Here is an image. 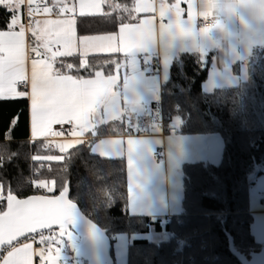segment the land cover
Listing matches in <instances>:
<instances>
[{
  "label": "trees",
  "instance_id": "1",
  "mask_svg": "<svg viewBox=\"0 0 264 264\" xmlns=\"http://www.w3.org/2000/svg\"><path fill=\"white\" fill-rule=\"evenodd\" d=\"M48 1V0H46ZM171 1V0H170ZM134 0H104V13L76 17V33H113L136 19ZM11 14L0 5V30ZM87 61L85 68L80 60ZM120 54H94L56 58L54 68L73 76L91 77L97 71L114 72ZM212 55L184 52L170 61L168 77L161 86L159 102L166 121L178 118L182 134L217 133L223 140L218 164L203 162L181 166L182 215L161 219L126 213L128 198L124 158L101 157L91 152V140L60 153L44 147V140H28L27 99H0V191L18 197L53 195L69 182L70 199L82 213L106 231L114 260L115 236L129 237L126 264H241L229 249L248 254L262 244L254 239L250 225L249 190L264 174V55L248 64L247 77L236 87L206 92L202 84ZM73 64L68 70L67 64ZM236 66H233L236 72ZM95 137L126 132L124 123L112 121L96 126ZM93 135V134H92ZM62 155L60 161L33 157ZM51 181L49 193L31 179ZM153 226L170 236L163 242L136 238ZM68 250V249H67ZM74 264H83L74 260Z\"/></svg>",
  "mask_w": 264,
  "mask_h": 264
},
{
  "label": "snow or ice",
  "instance_id": "2",
  "mask_svg": "<svg viewBox=\"0 0 264 264\" xmlns=\"http://www.w3.org/2000/svg\"><path fill=\"white\" fill-rule=\"evenodd\" d=\"M62 3V0H56ZM28 15L31 18L39 12L49 14L52 9L44 6L42 9L33 7L34 0H26ZM181 0L173 5L166 6L160 3L158 12L161 23L158 28L152 18L143 19L137 25L124 24L120 28L119 37L95 36L81 37L79 47L81 57H85L89 49L100 51L124 52L127 57L136 51L146 50L151 46L157 37L169 40H194L197 33L192 23V4L189 0V19H181L183 9L180 7ZM25 4V0H0L11 14L10 22L7 24V31L0 30V97L14 98L25 97L30 100L31 114V136L35 137H63L65 131H56L53 125H71L68 136L74 139L56 143V147L64 152L67 149L85 143L81 137L86 132L96 134L97 122L104 123V119L98 117L101 107L104 109V116H111L113 119L128 116L133 109L134 100L121 96L120 92L114 91L116 77H102L101 72L95 73V78H84L73 76L55 69L53 61L57 56L73 55V48L76 47L75 20L73 19H46L41 27L40 21L33 22L29 19L27 28L23 23L18 22L15 14ZM214 7L220 15L236 14L240 9H253L257 17L264 20V0H236V3H222L217 0L215 4L206 5ZM143 9L146 12L156 11L151 0H144L137 5V10ZM99 9V0H79V13L81 16L91 14ZM60 13L75 12V7H68L66 4L59 9ZM207 15V13H204ZM167 18L168 23H163ZM19 27V31L15 29ZM214 28H223V24L217 23ZM211 29L201 28V34H206ZM30 31L40 44L31 51L40 56L39 48L42 47L44 59H31L30 75L28 74L27 62L28 51L25 46V33ZM39 33V34H38ZM264 38V36H261ZM118 40V43H117ZM56 45L62 51H53L52 46ZM47 53H51L50 56ZM130 63V61H128ZM87 66L86 59L80 60V67ZM122 65L117 64V68ZM68 70L73 69V64L66 65ZM18 83L29 85L30 92L17 91ZM134 86V82L124 78L123 88L125 90ZM121 97L124 100L123 108L119 104ZM49 143H52L51 141ZM89 147L93 154L99 153L101 157L111 159L116 156H123L125 149L122 141L101 140L94 146ZM139 151L137 141L127 140V164L129 177V200L134 198V191L139 187L138 180L140 173L135 167L134 157ZM48 161H60L62 156L33 157ZM36 186L47 189L49 193L53 188L45 181H39ZM69 187L65 185L59 195H35L27 199H18L8 192L6 196L0 194V200H6L7 210L0 212V246L7 245L6 256L2 257V264H33V257L39 256L41 264L48 261H58L60 245L66 236L71 240L72 234L68 226L73 222L77 206L67 199ZM58 226V233L52 232V226ZM38 229H48L51 233L45 236L40 233V243H47V249L34 250L32 243H24L22 246H14L13 241L18 237L26 236L29 233H36ZM56 244L55 257L53 258V244ZM46 252L48 255H46Z\"/></svg>",
  "mask_w": 264,
  "mask_h": 264
},
{
  "label": "crops",
  "instance_id": "3",
  "mask_svg": "<svg viewBox=\"0 0 264 264\" xmlns=\"http://www.w3.org/2000/svg\"><path fill=\"white\" fill-rule=\"evenodd\" d=\"M104 0H99V9L93 11L91 14L86 15H101L104 13L103 7ZM144 0H134L133 13L136 19L132 22H126L121 24L118 29L113 33L93 34V35H78L75 27L76 47L73 48V55H80L81 49L79 47V39L81 37H95V36H115L119 37L120 28L124 24L137 25L143 19L152 18L157 25L162 22L159 17L158 8L161 2L166 6H171L177 2V0H151L155 5L156 11L146 12L142 8L137 10V5L143 3ZM217 0H191L192 4V23L196 32H200L201 28H208L215 30L210 33V40L207 42H192L189 40H169L159 37L155 42L149 46L146 50L136 51L129 57L124 52H111L100 51L97 49H89L86 56L94 54H120L122 65L120 68H115L111 74H103L105 79L108 76L116 77V86L114 91L120 92L121 96L129 100H134L135 104L133 109L129 111L128 116L125 115L121 118L113 119L111 116H104V109L101 107L98 111V117L104 119V123L118 121L124 123L126 132L116 135L99 136L95 137L92 132H86L81 139L91 140V144H99L101 140H119L123 142L125 152L123 156H116L113 158H124L126 162L127 173V185H129L128 177V164H127V140L133 139L138 142L139 151L135 154L134 163L138 172L141 174L138 180L139 187L134 191V198L129 200V188L128 198L126 204V213L129 215L145 216L151 219H161L165 222L166 218L179 217L182 215L181 200L183 196L182 186V172L181 166L187 163L203 162L209 164H218L221 160L223 140L217 133L208 134H182L165 133L160 134L153 131V117L150 111L146 109V105L149 103L159 101L161 92V86L167 79L170 61H172L180 53L194 52L201 56L211 53L212 58L208 70L206 79L202 84V88L206 92H211L217 88L236 87L241 81L247 77V66L252 60L257 58L260 54L264 55V38L260 35H253L249 42H244L242 37L244 36L246 29L242 20L245 22L250 21V17L247 9H240L234 16L227 14L220 15L214 7H206V5L215 4ZM222 3H236V0H221ZM67 5L68 7H75V12L68 13L66 15L49 16L45 15L39 19L41 27H44L43 21L46 19H73L76 24V17L81 16L79 13V0H62V3H57L56 0H48L47 7L54 9H60V7ZM180 7L183 9L181 13V19L187 21L189 19V0H181ZM23 6L15 13L18 17V22L23 23L22 16ZM207 13V15H204ZM205 18H211L212 26L203 27L201 20ZM223 24V28H214L217 23ZM163 23L167 24L168 20L165 18ZM24 24V23H23ZM255 27L258 30L264 31V25L259 22L255 23ZM8 28L3 31H7ZM19 31V27L15 29ZM221 30H223L221 32ZM39 34V33H38ZM118 43V40H117ZM40 41H37L35 36L30 31L25 33V46L28 51L29 60L27 62L28 74L30 75L31 59H44L45 50L40 47V56H37L31 49L37 47ZM63 49H58L62 51ZM33 53V56L31 54ZM48 56L51 53H47ZM81 56V55H80ZM62 57V56H57ZM145 58L147 62H150L153 58L156 59L158 68L151 77H145L140 72L139 59ZM55 58V61H56ZM53 61V66L55 64ZM130 61V63H128ZM236 66V72L233 66ZM68 74V73H65ZM70 75V74H69ZM89 78V77H84ZM95 74L90 77L94 79ZM124 78L134 82V86L125 90L123 88ZM17 91L30 92V84L24 88L16 85ZM27 99V120H28V140H44L45 137L31 136V110L30 100ZM121 97L119 104L123 108L124 100ZM0 97V99H15ZM172 122L178 128L179 125L175 123L172 118ZM97 122L96 126L104 124ZM137 130V133H135ZM48 138V137H47ZM74 139L71 136H65L59 139L58 142H64L65 140ZM60 153L61 150L57 148ZM157 153L161 154V157L157 156ZM99 155V153H95ZM100 156V155H99ZM264 193V174L259 175L254 179V184L249 190V211L252 214V222L250 230L254 239L258 244L264 245V202L260 201L261 194ZM150 227L147 232L136 236V238L150 241ZM122 236V237H120ZM119 238L123 241L119 242ZM129 237L125 234H118L115 236L114 245L118 241V245L124 248L125 264H126V249L129 243ZM24 243H32L34 250L42 249L40 244L33 243L29 239L25 238L16 243L14 246H22ZM66 245L60 250L58 261H48L47 264H62L65 259L71 257V253ZM10 247H7L4 255ZM46 255L48 253L46 252ZM53 258L55 257V251L52 252ZM75 260V259H74ZM114 264L115 262V250H114ZM0 264H2V259ZM33 264H41L40 257H33Z\"/></svg>",
  "mask_w": 264,
  "mask_h": 264
},
{
  "label": "water",
  "instance_id": "4",
  "mask_svg": "<svg viewBox=\"0 0 264 264\" xmlns=\"http://www.w3.org/2000/svg\"><path fill=\"white\" fill-rule=\"evenodd\" d=\"M65 185L69 187V182H66ZM8 192L9 190L6 192V195L8 194ZM35 195L47 194H33L25 197L15 196L18 199H27ZM54 195H59V192L49 196ZM69 195L70 189L66 198L71 200ZM76 206L77 210L74 214L73 222L68 226V230L71 232L72 238L71 240H68L66 236L64 237V243L71 253L72 258L82 261L83 264H114L113 258L110 254L111 242L108 235L106 234V231L104 229H101L98 225H96L93 221L86 217L77 204ZM6 210L7 202L5 200V207L1 212ZM47 230L48 229H38L36 233ZM52 230L55 233H58V226L53 225ZM32 234L35 233H29L26 236L18 237L17 240L13 241V244L27 238ZM4 247L9 246H0V250ZM229 249H231V253L238 259L241 264H264V245L258 250L250 251L248 254H245L236 250L231 239H229Z\"/></svg>",
  "mask_w": 264,
  "mask_h": 264
},
{
  "label": "built area",
  "instance_id": "5",
  "mask_svg": "<svg viewBox=\"0 0 264 264\" xmlns=\"http://www.w3.org/2000/svg\"><path fill=\"white\" fill-rule=\"evenodd\" d=\"M37 6H39L42 9L44 6H47V1L46 0H34L33 7H37ZM66 14H67V12L60 13L59 9L54 8V9H52V12L49 14H45L41 11V12L35 14L34 16H32L30 18L28 15V6L26 3V0H25V4L23 5V9H22L23 23H24L26 28H27V25L29 23V19H31L33 22H35L37 20L39 21V19L45 15L58 16V15H66ZM200 22H201V25L203 27L212 26L211 18H205V19L201 20ZM58 49H59L58 46H56V45L52 46L53 51H58ZM31 56H33V53L31 54ZM139 64H140L139 70H140V72L143 73V75H145V77L153 76L156 69L158 68L157 61L154 58L152 60H150V62H147L145 60V58L140 57ZM17 86L24 88L27 85L18 83ZM158 102L159 101H155V102H152V103H149L148 105H146V109L151 112L152 117H153V131L156 133L160 132V134L178 132V129L175 126V124L172 122V120L166 121V119L162 113L160 103H158ZM53 129L56 131H65V133H66L65 136H67V132L71 130V125H64V126L53 125ZM135 133H137V130H135ZM65 136H63V137H65ZM60 138H62V137H50L49 136L48 138L44 139V147L49 148V149L57 148L56 143H58ZM50 141L52 143H49ZM157 156L161 157V154L157 153ZM30 182L32 184L36 185L38 183V180L36 178H33V179H31ZM0 194L6 196L1 191H0ZM260 201L264 202V193L261 194ZM4 207H5V200H0V212L4 209ZM169 220H170L169 218H166L165 223H168ZM42 232L45 236H48L51 234L49 232V230L42 231ZM52 232H54V231L52 230ZM40 233L41 232L32 234V235L28 236L27 239H29L33 243L40 244L42 249H47V247H48L47 243H43V244L40 243ZM64 245H65V243L63 242V244L60 245V250L64 247ZM52 247H53V251H55V248L57 247V245L54 243ZM6 249H7V247H4L0 250V262H1V259L4 255ZM62 264H74V258H72V256H71V257L65 259V261Z\"/></svg>",
  "mask_w": 264,
  "mask_h": 264
},
{
  "label": "clouds",
  "instance_id": "6",
  "mask_svg": "<svg viewBox=\"0 0 264 264\" xmlns=\"http://www.w3.org/2000/svg\"><path fill=\"white\" fill-rule=\"evenodd\" d=\"M248 10V14L250 17V21L249 22H245L244 20H242V24H244V27L246 29V32L244 34V36L242 37V40L244 42H249L251 37L253 35H260V36H264V31L258 30L255 27V23L259 22L261 25H264V20H261L257 17V15L255 14V11L251 8L247 9ZM229 16H234L233 14L229 15ZM215 30H210L208 33L206 34H201L199 32H197L195 34V39L194 40H189L192 42H207L210 40V33L214 32ZM223 30H221L222 32Z\"/></svg>",
  "mask_w": 264,
  "mask_h": 264
},
{
  "label": "rangeland",
  "instance_id": "7",
  "mask_svg": "<svg viewBox=\"0 0 264 264\" xmlns=\"http://www.w3.org/2000/svg\"><path fill=\"white\" fill-rule=\"evenodd\" d=\"M174 121H175V123H177L179 125L180 120L178 118H175ZM59 156H62V155H59ZM43 181L48 183L53 188V191H54L55 188H54L53 182L46 181V180H43ZM44 190L46 192H48L46 188ZM169 236H170V234L166 230L162 229L160 231H157V230H155L153 228V226H150V235H149V237H150V241L151 242H154V243L163 242V240L164 241L168 240ZM120 237H122V236H120ZM122 238H119V240H118L119 242L121 241V243L123 241ZM118 241H117V245H116V243L114 245L115 262H116V264H125L124 248L122 249V246L118 245Z\"/></svg>",
  "mask_w": 264,
  "mask_h": 264
}]
</instances>
